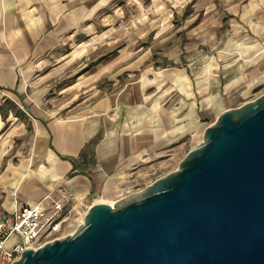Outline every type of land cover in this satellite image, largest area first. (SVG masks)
<instances>
[{"label": "crops", "instance_id": "0c3cea01", "mask_svg": "<svg viewBox=\"0 0 264 264\" xmlns=\"http://www.w3.org/2000/svg\"><path fill=\"white\" fill-rule=\"evenodd\" d=\"M116 1L0 0V107L10 101L34 115L21 156L0 161V217L48 204L63 188L78 198L66 228L72 232L90 204L114 203L150 185L167 167L181 163L187 141L202 137L221 112L264 92L254 95L264 88V0H250L230 8L241 21L234 27L241 35L231 39V53L218 52L213 66L196 75L186 68L170 73L169 96L154 101L129 88L79 112L50 114L41 107L48 86L39 69ZM190 26L191 19H185L183 28ZM185 52L181 47L180 58ZM6 121L9 136L26 135L18 116L4 119L1 110L0 134ZM8 139L0 135V155Z\"/></svg>", "mask_w": 264, "mask_h": 264}, {"label": "water", "instance_id": "95a60500", "mask_svg": "<svg viewBox=\"0 0 264 264\" xmlns=\"http://www.w3.org/2000/svg\"><path fill=\"white\" fill-rule=\"evenodd\" d=\"M205 129L176 170L13 264H264V93Z\"/></svg>", "mask_w": 264, "mask_h": 264}, {"label": "rangeland", "instance_id": "374dc122", "mask_svg": "<svg viewBox=\"0 0 264 264\" xmlns=\"http://www.w3.org/2000/svg\"><path fill=\"white\" fill-rule=\"evenodd\" d=\"M249 1L117 0L101 12L90 28L85 26L73 33L39 69L45 79L43 84L48 86L41 107L54 115L70 114L104 95L119 94L129 88L154 101L160 100L159 96H169V89L174 86L170 73L186 68L196 75L213 66L218 52L231 53L228 51L231 39L241 35L234 27L241 21L230 8L235 3L242 7ZM185 19H191L193 27L184 29ZM181 47L186 52L180 58ZM263 91L264 88L258 89L254 95ZM0 110L4 119L11 114L18 116L26 134L9 136L11 122L6 121L0 134L9 137V144L0 155L4 165L9 159L21 156L19 151L31 135L34 115L10 101ZM202 137L187 141V153L199 145ZM178 166L176 162L161 175ZM79 221L74 222L72 233ZM12 243L7 247L11 249Z\"/></svg>", "mask_w": 264, "mask_h": 264}, {"label": "built area", "instance_id": "2783aa9c", "mask_svg": "<svg viewBox=\"0 0 264 264\" xmlns=\"http://www.w3.org/2000/svg\"><path fill=\"white\" fill-rule=\"evenodd\" d=\"M78 198L63 188L48 204L39 203L16 209L0 217V264H13L27 248L38 249L44 243L72 232L66 228L74 220ZM12 243L11 249L7 244Z\"/></svg>", "mask_w": 264, "mask_h": 264}, {"label": "bare ground", "instance_id": "6f19581e", "mask_svg": "<svg viewBox=\"0 0 264 264\" xmlns=\"http://www.w3.org/2000/svg\"><path fill=\"white\" fill-rule=\"evenodd\" d=\"M100 201H102V200H100Z\"/></svg>", "mask_w": 264, "mask_h": 264}]
</instances>
